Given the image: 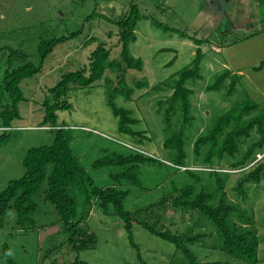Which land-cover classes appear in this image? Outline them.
Segmentation results:
<instances>
[{
  "label": "rangeland",
  "instance_id": "obj_1",
  "mask_svg": "<svg viewBox=\"0 0 264 264\" xmlns=\"http://www.w3.org/2000/svg\"><path fill=\"white\" fill-rule=\"evenodd\" d=\"M132 5L137 6L140 19L129 50L134 57L141 59L142 70H128L125 75V85L134 89L132 100L116 96L115 103L131 111V116L138 120L133 128L145 130V140L139 144L117 131L116 118L106 100L107 87L102 80L90 87L70 91L71 107L57 113L73 154L96 186H111L110 174L122 169L119 166L94 168L92 163L111 151L127 152L121 143H137L143 152L156 156L160 161L172 160V152L165 148L164 141L182 123L177 114H173L167 127L163 121V105L160 108L159 102L164 101L172 90L154 87L161 81L176 77L181 69L189 66L198 47L203 53L200 77L186 82L192 90V119L184 127L186 164L201 165L206 148L196 157L194 141L209 129L216 116L235 103L249 99L259 107L246 117L264 116V67L259 71L252 70L264 62V14L259 12L254 0H0V84L8 68L28 62L42 66L38 73L19 83L23 97L18 104L19 119L11 123L9 142L0 144V192L11 180L22 176L21 162L28 148L50 145L53 141L54 133L39 126L44 114L43 102L49 96L47 89L54 86L63 73L85 65L99 42L110 48L111 59H118L120 46L114 21L125 16ZM155 23L206 41L197 45L192 39L180 37L178 32L169 29L165 31ZM257 29L263 31L232 43ZM75 31L79 33L58 42L40 63L38 49L42 41L68 36ZM89 38L93 40L88 42ZM10 50L17 54L9 57ZM172 59L173 62L168 64ZM226 69L242 75L235 92L227 96L225 85L219 91H206V86ZM108 76L115 80L114 74L109 73ZM136 80L145 81L147 86L135 88L133 82ZM1 125L0 119V130ZM258 138L259 133L252 130L247 139L240 141L236 157H225L217 166L232 173L228 165ZM139 176L144 189L132 188L124 201L125 208L130 211L157 201L171 189V181L181 184L186 175L174 172L164 163H145L139 167ZM201 177L213 186L210 176ZM237 177L236 174L227 176L224 191L228 199L233 200L235 196L232 188ZM248 187L245 206L254 217L257 233L264 236V179ZM34 201L38 207L32 215L34 226L31 228L22 230L17 227L13 210L6 214L0 228V264H6L2 255L3 245L16 264H72L76 257L88 264H142L138 262L136 251L130 246L122 221L117 216L104 214L91 204L82 225L95 235L96 245L76 253L65 242L66 232L55 207L44 202L41 192L34 196ZM76 202L77 217H80L87 206L78 193ZM163 221L171 231L179 233L199 234L213 230L207 219L195 212L172 214L168 211ZM132 230L145 264H169L174 254L173 245L138 225H134ZM198 245L200 242L192 246L193 251L207 256L208 260L227 258L222 252ZM263 249L264 240L260 245V257Z\"/></svg>",
  "mask_w": 264,
  "mask_h": 264
},
{
  "label": "trees",
  "instance_id": "obj_2",
  "mask_svg": "<svg viewBox=\"0 0 264 264\" xmlns=\"http://www.w3.org/2000/svg\"><path fill=\"white\" fill-rule=\"evenodd\" d=\"M254 1L257 3L259 12L263 11L264 14V0ZM139 17L137 6L132 5L125 16L114 21L118 29L117 44L120 46L118 59H111L110 48L99 42L90 52L85 65L75 71L63 73L58 82L47 89L49 96L43 102L44 114L39 126L50 127L48 131L54 133L53 141L50 145L28 148L21 162L24 169L22 176L11 180L0 192V228L10 210L16 214L17 227L26 230L34 226L32 215L38 207L34 196L41 192L44 202H49L55 207L66 232L65 242L76 253L96 245L95 235L82 225L89 214L91 204H95L104 214H113L122 221L127 240L136 251L138 262L142 264L145 262L133 237L134 225L142 227L151 235L173 245L174 254L169 264H264V249L262 257L259 253L264 236L257 233L254 217L245 206L248 185L258 184L264 179V156L256 159V155L264 153V116L259 114L246 117L252 111L258 110L259 105L245 99L216 116L209 129L194 141L193 153L196 157L200 156L202 149L206 148L201 165L189 166L185 162L187 140L184 127L192 119L190 117L192 90L186 86V82L200 77L199 65L203 53L199 47L189 66L181 69L176 77L161 81L154 87L172 90L164 101L159 102L160 108L163 105V121L167 127L173 114H177L182 123L180 128L177 130L175 128L173 134L164 141L165 148L172 152L171 161H160L156 156L146 154L136 146L137 143H121L128 149L127 152L111 151L92 163L94 168L119 166L122 169L110 174L113 180L111 186L99 187L94 184L91 176L73 154L63 133L64 125L58 122L57 113L71 107L70 91L90 87L99 80H102L107 87L106 100L116 118L117 131L130 136L139 144L145 140V130L133 128L138 120L131 116V111L115 103L116 96H122L127 101L132 100L134 89L125 85V75L128 70H142L141 59L134 57L129 50L130 43L135 40L134 32ZM155 24L163 27L165 31L169 29V31L178 32L180 37H188L197 45L206 41L189 36L183 31H176L167 25ZM262 31L257 29L244 34L232 43H238ZM78 33L79 31H75L68 36L42 41L38 49L40 63L58 42H64ZM90 40L93 38H89L88 42ZM15 54H17L16 51L10 50L9 57ZM173 60L168 64H171ZM263 67L264 62H261L252 70L259 71ZM41 68V65L35 66L28 62L5 70L0 84L2 122L0 144L9 142L11 123L19 119L18 104L23 98L19 88L20 81L32 77ZM109 73L115 75V80L108 76ZM241 76L239 73L235 74L226 69L218 74L205 90L219 91L225 85L226 95L230 96L235 92ZM227 80H229L228 83H226ZM133 85L135 88L147 86L143 80H136ZM252 130L259 133V138L227 167L228 170L233 171L230 174L238 175L235 186L232 188L235 196L233 200L228 199L224 189L228 181L227 176L230 174L224 171L226 168L219 167L220 162L225 157L235 158L239 153L240 141L247 139ZM145 163H164L174 172L184 173L186 175L184 182L177 185L175 181H171V189L163 193L157 201L132 211L127 210L124 201L131 189H144L139 176V167ZM202 175L210 176L213 179V186L208 185L201 177ZM77 193L82 197L83 204L87 206L80 217H77ZM168 211L172 214L180 211L195 212L205 217L213 230L210 233L199 234L171 231L163 221ZM198 242H200L198 246L222 252L227 255V258L208 260L207 256L201 253L202 256H200L192 249V246H196ZM2 255L6 264H16L10 258L5 245L2 246ZM72 264L88 263L76 257Z\"/></svg>",
  "mask_w": 264,
  "mask_h": 264
},
{
  "label": "built area",
  "instance_id": "obj_3",
  "mask_svg": "<svg viewBox=\"0 0 264 264\" xmlns=\"http://www.w3.org/2000/svg\"><path fill=\"white\" fill-rule=\"evenodd\" d=\"M40 129H42V130H49L50 127L49 126H41ZM262 156H264V153L263 154H259L258 157H257V159H260Z\"/></svg>",
  "mask_w": 264,
  "mask_h": 264
}]
</instances>
